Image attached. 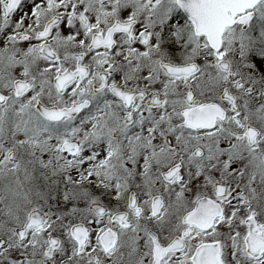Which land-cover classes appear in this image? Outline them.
<instances>
[{
    "label": "snow or ice",
    "instance_id": "1",
    "mask_svg": "<svg viewBox=\"0 0 264 264\" xmlns=\"http://www.w3.org/2000/svg\"><path fill=\"white\" fill-rule=\"evenodd\" d=\"M0 264H264V0H0Z\"/></svg>",
    "mask_w": 264,
    "mask_h": 264
}]
</instances>
